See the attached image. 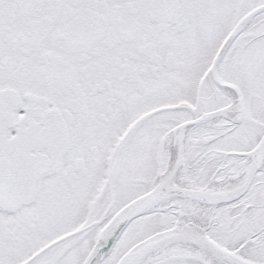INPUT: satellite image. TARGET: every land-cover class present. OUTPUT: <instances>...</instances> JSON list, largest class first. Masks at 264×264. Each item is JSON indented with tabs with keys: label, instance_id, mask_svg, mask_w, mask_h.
<instances>
[{
	"label": "snow or ice",
	"instance_id": "1",
	"mask_svg": "<svg viewBox=\"0 0 264 264\" xmlns=\"http://www.w3.org/2000/svg\"><path fill=\"white\" fill-rule=\"evenodd\" d=\"M0 264H264V0H0Z\"/></svg>",
	"mask_w": 264,
	"mask_h": 264
}]
</instances>
